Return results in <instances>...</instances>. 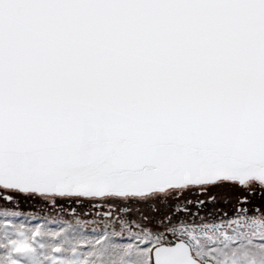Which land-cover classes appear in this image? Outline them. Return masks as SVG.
Returning <instances> with one entry per match:
<instances>
[{
  "label": "snow or ice",
  "instance_id": "obj_1",
  "mask_svg": "<svg viewBox=\"0 0 264 264\" xmlns=\"http://www.w3.org/2000/svg\"><path fill=\"white\" fill-rule=\"evenodd\" d=\"M0 264H264V0H0Z\"/></svg>",
  "mask_w": 264,
  "mask_h": 264
},
{
  "label": "rangeland",
  "instance_id": "obj_2",
  "mask_svg": "<svg viewBox=\"0 0 264 264\" xmlns=\"http://www.w3.org/2000/svg\"><path fill=\"white\" fill-rule=\"evenodd\" d=\"M30 203V202H29ZM26 206V205H25ZM24 206V208H22V210L24 211V212H26V213H28V212H34L36 215H39V216H45V215H48V213H47V210H40V211H36L35 209H33V208H31V206H26L25 207ZM85 219H90L89 217H84ZM52 219H55V220H58L59 219V217L58 216H55V217H53V216H49V220H52ZM50 227H53V228H55L57 225L55 224V223H52V224H50L49 225ZM95 225H92V224H89L88 226H87V230H88V232L90 233V231H91V228L92 227H94Z\"/></svg>",
  "mask_w": 264,
  "mask_h": 264
},
{
  "label": "flooded vegetation",
  "instance_id": "obj_3",
  "mask_svg": "<svg viewBox=\"0 0 264 264\" xmlns=\"http://www.w3.org/2000/svg\"><path fill=\"white\" fill-rule=\"evenodd\" d=\"M31 206V208H33V209H35L36 211H40L41 210V207H40V205H34V204H32L31 202L29 203V202H22V208H24V206ZM25 206V207H26ZM87 211V210H86ZM218 212H220V213H222V209H219V210H217ZM201 215H203V213H201ZM212 217L210 216L209 217V219H211Z\"/></svg>",
  "mask_w": 264,
  "mask_h": 264
}]
</instances>
